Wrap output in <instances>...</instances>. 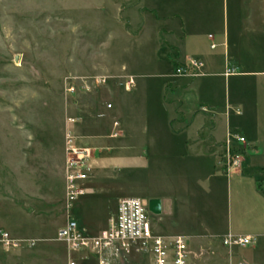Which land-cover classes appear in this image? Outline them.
I'll return each instance as SVG.
<instances>
[{
    "label": "rangeland",
    "instance_id": "rangeland-1",
    "mask_svg": "<svg viewBox=\"0 0 264 264\" xmlns=\"http://www.w3.org/2000/svg\"><path fill=\"white\" fill-rule=\"evenodd\" d=\"M119 2L0 0V232L36 242L15 252L0 248V264H66V248L54 239L66 221L62 165L67 133L94 155L133 156L131 140L119 143L132 132L130 116L138 122H153L143 95L160 80L156 75L164 67L155 55V34L147 29L134 40L123 38ZM251 8L252 19L260 27L261 3L256 1ZM98 77L105 78V83L91 82ZM129 77L139 81L137 96L141 98L135 97L134 113L133 98L123 89ZM69 83L76 88L72 94L67 92ZM214 89L222 96L228 92L223 78L215 80ZM116 102L128 120L121 119ZM115 121L124 124L122 137L109 141ZM149 136L143 139L147 148ZM140 159L135 167L95 169L91 187L104 188L107 193L83 197L81 212L77 206L71 210L88 232L98 234L118 199L136 196L133 189L146 201L149 193L162 197L179 189L175 178L165 175L168 167L178 166L151 156ZM217 198L215 207L216 197L198 192L189 201L195 207L189 215L188 210L175 206L172 220L178 226L174 231L247 235V206L226 191L217 193ZM256 208L263 216L264 206ZM230 224L232 234L227 232ZM187 241L188 264H231L248 254L264 264V238L253 237L246 247L231 249L218 241ZM122 264H149V260L132 252Z\"/></svg>",
    "mask_w": 264,
    "mask_h": 264
},
{
    "label": "crops",
    "instance_id": "crops-1",
    "mask_svg": "<svg viewBox=\"0 0 264 264\" xmlns=\"http://www.w3.org/2000/svg\"><path fill=\"white\" fill-rule=\"evenodd\" d=\"M256 1L261 3L260 27L252 19L251 5ZM118 4L123 38L134 40L147 29L155 34V55L164 67L156 75L160 80L145 89L143 95L153 122H138L137 117L130 116L133 122L128 127L132 132L119 143L125 145L131 140L133 156L93 154L85 183L88 192L75 202L72 211L77 206L81 212L83 197L107 193L104 188L91 187L98 166L121 170L131 164L135 167L141 162L140 156H151L158 161H168V166H178L176 169L168 167L165 175L169 174L180 185L179 189L162 197L149 193V201L158 202L156 213L149 210L154 232L222 244L226 234L204 235L198 229L180 233L174 231L178 223L172 219L175 206L188 210L189 215V210L195 208L189 201L195 199L198 192L216 197V207L219 204L217 193L226 191L250 211L245 236L264 238V212L263 216L255 212L260 204L264 206V0H120ZM211 44H215V48L212 49ZM190 60L203 62V75L197 78L176 76L175 69ZM227 69L234 72L226 75ZM217 78H223L228 87L223 96L214 89ZM138 86L139 81L134 79L133 87H123L133 98V113L137 110L135 97L140 96H137ZM116 105L121 119L128 120L123 114L125 110ZM115 122L117 127L112 124L109 141L123 133L124 124ZM244 130H248V134ZM148 134L152 135L147 143H150L149 148L143 140ZM228 134H238L246 143L241 167L226 174L221 161ZM233 146L240 147L236 143ZM63 168L64 153L62 182ZM133 193L143 199L136 189ZM62 202L64 206V182ZM109 216L99 231L106 227ZM227 232L232 234L231 224ZM217 237L219 240H210ZM242 261L258 264L252 254Z\"/></svg>",
    "mask_w": 264,
    "mask_h": 264
},
{
    "label": "built area",
    "instance_id": "built-area-1",
    "mask_svg": "<svg viewBox=\"0 0 264 264\" xmlns=\"http://www.w3.org/2000/svg\"><path fill=\"white\" fill-rule=\"evenodd\" d=\"M211 38V36H209ZM215 44L210 47L215 48ZM204 64L199 60H190L187 64L178 66L175 75L188 78L202 76ZM231 69L226 75L232 74ZM102 77L91 82L105 83ZM126 88L134 86V78L129 77ZM75 86L69 83L67 92L74 93ZM108 108H111L108 105ZM117 127V122H114ZM114 137L116 134L113 135ZM78 138L67 133L64 146V209L66 221L55 234V241L65 246L67 251L66 264H122L132 252L145 255L149 264H188V241L185 236H162L153 231L148 203L137 197L122 198L118 201L115 212L112 213L106 227L98 234H91L82 227L71 215L75 202L84 196L88 189L85 186L91 170L93 151L77 142ZM236 143L240 147H234ZM246 141L238 134H228L224 142L222 167L226 174L241 167ZM251 236H225L223 246L231 249L246 247L251 244ZM34 240L14 238L8 232H0V248L5 252H15L23 247L35 245ZM231 264H247L239 260Z\"/></svg>",
    "mask_w": 264,
    "mask_h": 264
},
{
    "label": "water",
    "instance_id": "water-1",
    "mask_svg": "<svg viewBox=\"0 0 264 264\" xmlns=\"http://www.w3.org/2000/svg\"><path fill=\"white\" fill-rule=\"evenodd\" d=\"M148 207L152 213H156L158 209V202L156 200H151L148 202Z\"/></svg>",
    "mask_w": 264,
    "mask_h": 264
}]
</instances>
